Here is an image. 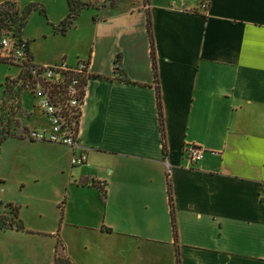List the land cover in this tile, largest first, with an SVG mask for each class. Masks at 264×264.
Wrapping results in <instances>:
<instances>
[{"label":"crops","instance_id":"crops-1","mask_svg":"<svg viewBox=\"0 0 264 264\" xmlns=\"http://www.w3.org/2000/svg\"><path fill=\"white\" fill-rule=\"evenodd\" d=\"M7 1L21 12L31 4L42 6L58 16L54 24L69 15L68 0L0 3ZM125 2L113 12L84 10L70 28L79 32L80 43L75 55L64 54L63 61L69 66L90 62L91 80L79 149L62 150L68 155L65 163L83 149L88 161L86 169L59 171L68 175L66 187L75 196L85 191L98 196L101 221L98 244L53 231L47 243L50 264H85L91 246L102 252L93 264H177L178 259L180 264H264V0H186L183 9L176 0H149L146 6L143 0ZM94 10H105V15L96 16ZM118 57L120 74H115ZM22 110V127L49 128L45 119L26 124L32 115ZM9 141L27 143L33 151L54 147L13 137ZM190 147L203 148L204 159L192 165L186 154ZM93 184L105 191L104 200ZM0 234L8 236L9 251L16 254L21 248L28 257L36 251L30 239L43 237L25 226Z\"/></svg>","mask_w":264,"mask_h":264},{"label":"rangeland","instance_id":"rangeland-1","mask_svg":"<svg viewBox=\"0 0 264 264\" xmlns=\"http://www.w3.org/2000/svg\"><path fill=\"white\" fill-rule=\"evenodd\" d=\"M74 1H76L73 2L75 5L77 3L90 4L96 9L106 8V11L112 12L126 6V2L121 3L124 0H118L120 4L118 3L114 8L110 6V0ZM131 1L133 3L140 2V0ZM153 1L160 4L168 2V0ZM103 11L96 12L94 10L92 12L101 17L105 15ZM57 17L52 15V11L49 14L46 9L45 14L36 11L28 18L22 38L30 42V52L35 65H47L51 60H56V64H59L64 60V54L73 56L77 52L79 47L77 45L80 43L79 32H70L71 30H69L65 35L57 32L56 29L61 23L54 24L52 21ZM52 63L47 66L55 65V62ZM18 73L19 70L14 66L0 63V103L4 95L3 85L6 79H15ZM20 102L22 108L32 115L30 120H24L26 124L29 126L39 125L44 119L48 123L42 114V109L39 108V99L35 98L29 90L22 92ZM26 146L27 143L23 146L12 141H5L0 145V202L2 203L0 204V216L4 215L9 220L12 219L11 209L6 206L11 202L19 208V218L23 221L24 226L28 230L41 232L43 237L36 236L30 239L31 245L36 251L28 257L21 248L17 249L16 254L9 251L7 247H11V244L8 236L0 234V264L3 262L50 264L52 248H49L47 243L51 242L48 236H51L53 231L58 234L65 232L73 234V236L89 237L94 239L93 243L98 244L97 225L101 221L99 213L101 209L96 202V199H99L98 196L91 191L80 192L75 196L74 192L68 191L66 187L68 175L64 176L59 171L65 169L76 172L86 169L85 166L75 167L70 162L65 163L68 160L66 159L68 155L60 146L41 147L35 151ZM69 160L71 161L72 157ZM71 193L76 198L75 202L70 201ZM67 218L73 222H65ZM20 247L22 246L20 245ZM94 249V246H91L84 253L83 262L85 264H93L100 259L102 252L99 250L94 252ZM32 250L34 251V249Z\"/></svg>","mask_w":264,"mask_h":264},{"label":"built area","instance_id":"built-area-1","mask_svg":"<svg viewBox=\"0 0 264 264\" xmlns=\"http://www.w3.org/2000/svg\"><path fill=\"white\" fill-rule=\"evenodd\" d=\"M180 9L185 8L186 0H176ZM206 10L208 1L202 3ZM25 40L19 41L12 33L1 38L0 61L15 65L20 69L28 64ZM29 70L27 90L39 99V108L49 123V128L27 129L23 134L29 142H41L49 145L79 149V129L86 97V87L91 80L90 62L79 61L69 66L66 61L55 65H35ZM187 160L193 165L204 159L203 148L186 149ZM87 152L83 149L70 161L72 166H86Z\"/></svg>","mask_w":264,"mask_h":264},{"label":"trees","instance_id":"trees-1","mask_svg":"<svg viewBox=\"0 0 264 264\" xmlns=\"http://www.w3.org/2000/svg\"><path fill=\"white\" fill-rule=\"evenodd\" d=\"M127 0L122 1L121 3L125 2ZM76 2L74 0H68L67 4L69 7V15L66 17L65 20H63L60 24V26L56 29V31L60 32L61 34H66L70 28L74 25L75 21L79 16H81V13L84 10L96 8L91 6L90 4H82L77 3L76 5L73 3ZM110 6L113 8L116 7L119 3L118 0H110ZM144 6L149 4V0H143ZM120 4V3H119ZM98 10V9H97ZM36 11H41V13L45 14V8L39 5H29L25 11H20L17 7V4L15 2H4L0 3V42L1 38L6 35L7 33H12L13 36L16 38V40L22 41V32H24V29L27 25L28 18ZM151 16L148 14V20H147V29L149 33V39L151 44V58L153 62V72L155 76V82H156V90H157V106L159 111V123L161 127V136L163 139V150L166 152V141H165V127H164V121H163V109H162V103H161V95H160V89L158 87L159 81H158V72H157V62H156V56H155V44H154V33H153V27L151 22ZM1 47V43H0ZM26 49L28 53V64H25L24 69H20L18 67H15V65L9 64L10 66H14L19 70L18 76L14 78H8L6 79L3 88H4V95L2 98V101L0 103V145L7 141L9 138H19L24 139L23 134L27 131V128L22 127L20 124L19 119L22 117V106L20 102V95H22V92L27 90L28 83L27 80L30 78L29 70L32 69L34 66V59L30 52V42H26ZM0 63L8 64L6 62L0 61ZM120 62L119 57L116 59L114 72L115 74H120ZM95 188H98L101 192V198L104 200L105 198V191L103 189L97 187L95 184H93ZM168 191H169V201H170V218L172 222V231L174 239L177 242V225H176V219H175V208L173 205V200L171 198V186L168 181ZM262 195V201L264 202V185L262 187L261 191ZM0 204H2L0 202ZM7 207H10L12 219L9 220L8 217H4V215L0 216V231L3 230H17L22 231L24 230L23 221L19 218V208L13 204H6ZM62 264H71L69 261L65 260L61 262ZM60 263V264H61ZM56 264H59L58 262ZM177 264H180L179 259L177 260Z\"/></svg>","mask_w":264,"mask_h":264}]
</instances>
